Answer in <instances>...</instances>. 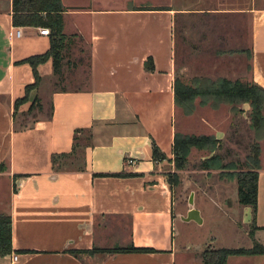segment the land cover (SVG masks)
Instances as JSON below:
<instances>
[{
  "label": "crops",
  "instance_id": "crops-1",
  "mask_svg": "<svg viewBox=\"0 0 264 264\" xmlns=\"http://www.w3.org/2000/svg\"><path fill=\"white\" fill-rule=\"evenodd\" d=\"M11 1L0 6V183L8 186L0 214L11 220L12 254L0 256V264H177L165 169L183 129L182 120L180 127L173 121L182 114L173 90L180 25L237 19L223 47L248 55V81L264 89V0H234L233 9L231 0H61L63 33L74 36L61 72L53 74L51 61L40 65L39 88L17 108L34 82L20 62L45 53L49 39L40 35L45 28L14 27ZM40 93L45 116L31 107ZM154 145L164 157L153 158ZM244 207L248 218L239 228L246 245L233 241L224 249H252L251 226L264 248L260 175L255 214ZM131 246L155 252L81 253ZM190 250L183 249L180 264H202L201 246ZM226 264H264V255L230 256Z\"/></svg>",
  "mask_w": 264,
  "mask_h": 264
},
{
  "label": "rangeland",
  "instance_id": "rangeland-1",
  "mask_svg": "<svg viewBox=\"0 0 264 264\" xmlns=\"http://www.w3.org/2000/svg\"><path fill=\"white\" fill-rule=\"evenodd\" d=\"M5 1L0 0L1 7ZM231 3L232 9L235 8L233 5H236V2L231 0ZM233 19L222 22V18L206 17L189 18L182 22L180 26L183 31L178 38L176 50V75L185 84H189L194 77H207L212 80L223 77L232 81L238 79L251 83L248 81L251 68L249 62L244 60L248 55L240 56L238 50L223 47L225 31L232 32L234 27L237 29V19ZM245 21H241L244 33L247 30ZM83 50L86 51L85 47ZM81 56L84 65L85 55ZM71 59H75V53L71 54ZM82 70L85 71L84 66ZM83 73L85 76L86 72ZM51 90L53 89L50 88L48 91ZM41 98V93L34 97L31 107L33 112L42 111L45 116L49 107L46 102L42 103ZM179 110L182 114L176 112L173 116L177 127H180L182 120L183 129L178 133L185 136H212L217 142L212 150L191 149L181 169H176L173 160L172 167L165 169L174 197L175 242L177 248L181 250L176 257L177 264H180L185 256L183 249L187 245L191 246L190 253H195V248L201 246L199 256L205 250H216V245L222 248L232 247L233 241L240 244V247H245L247 241L239 225L245 223L248 212L247 208L237 203L236 170L229 163L236 164L239 170H245L253 144H257L260 150L258 172L264 199V131L255 138L254 130L250 127L249 105L231 106L221 103L217 109H213L209 104L203 106L197 101L193 114L187 116L181 109ZM262 115L264 118V112ZM219 132L222 133L220 139L217 137ZM218 156L222 158L220 165H214L208 171L202 170L201 165L213 164L214 157ZM6 190L8 186L2 181L0 198L5 196ZM193 209L200 214L202 220L200 224L194 221L185 222L188 212Z\"/></svg>",
  "mask_w": 264,
  "mask_h": 264
},
{
  "label": "trees",
  "instance_id": "trees-1",
  "mask_svg": "<svg viewBox=\"0 0 264 264\" xmlns=\"http://www.w3.org/2000/svg\"><path fill=\"white\" fill-rule=\"evenodd\" d=\"M12 25L14 27H33L48 29L50 34L49 49L40 55L30 56L20 63L27 64L34 77V82L25 87V95L15 103L18 105L27 102L31 91L39 87L41 77L38 74V67L51 61L54 75H59L65 59V50L70 45L73 37H67L63 33L64 22L63 7L61 0H12ZM241 52V51H239ZM231 54L235 52H230ZM174 104L177 109H181L185 115L193 114L195 103L200 105L209 104L213 109H217L221 103L237 106L248 104L250 107L249 119L250 127L254 130L255 138L264 131V89L254 83L242 82L240 80H229L223 77L209 79L207 77H194L189 84H185L182 79L176 75L174 78ZM77 133V132H76ZM77 135L74 137V142ZM216 139L212 136H185L175 133L173 143V163L176 169H181L186 161L191 149H209L212 150ZM259 146L253 144L250 149L251 156L245 170H239L236 164L229 163L236 170L235 179L237 183V203L244 207L249 206L255 214L257 208L258 196V155ZM153 158L164 157L154 145L152 150ZM65 156V155H62ZM213 164L201 165L202 170H210L214 165H220L222 158L214 157ZM218 166H216L217 168ZM123 174H115L114 177H123ZM169 181V180H168ZM254 229H251L249 236L253 241V247L250 250L243 249H216L205 250L200 254L202 264H226L230 256H256L264 255V248L254 240ZM151 248H137L134 246L128 248H115L111 250L99 249L86 254H117V253H154ZM12 254L11 246V220L8 215L0 214V256H9Z\"/></svg>",
  "mask_w": 264,
  "mask_h": 264
},
{
  "label": "water",
  "instance_id": "water-1",
  "mask_svg": "<svg viewBox=\"0 0 264 264\" xmlns=\"http://www.w3.org/2000/svg\"><path fill=\"white\" fill-rule=\"evenodd\" d=\"M194 221L196 223H201L202 220L200 219V214L197 210H190L187 214V217L185 218V222H191Z\"/></svg>",
  "mask_w": 264,
  "mask_h": 264
},
{
  "label": "built area",
  "instance_id": "built-area-1",
  "mask_svg": "<svg viewBox=\"0 0 264 264\" xmlns=\"http://www.w3.org/2000/svg\"><path fill=\"white\" fill-rule=\"evenodd\" d=\"M49 34H50V32L48 29H40V35L48 37ZM20 35H21V32L19 30H17L16 31V37H20ZM11 259H12V262H17L18 256L13 255V256H11Z\"/></svg>",
  "mask_w": 264,
  "mask_h": 264
}]
</instances>
